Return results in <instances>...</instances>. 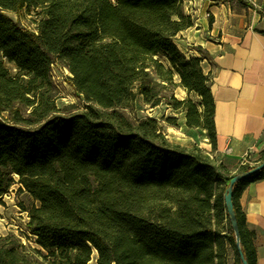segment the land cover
I'll return each instance as SVG.
<instances>
[{"label": "trees", "instance_id": "obj_1", "mask_svg": "<svg viewBox=\"0 0 264 264\" xmlns=\"http://www.w3.org/2000/svg\"><path fill=\"white\" fill-rule=\"evenodd\" d=\"M31 8L41 10L36 32L6 14ZM192 26L183 0H0V199L18 176L35 202L24 211L36 246L26 253L13 235L0 238V264H88L93 251L96 264H257L239 198L264 169L233 187L240 252L224 194L232 177L264 162V150L233 170L213 158L206 52L186 57L175 44ZM56 62L85 101L77 113L56 106ZM176 87L198 102L175 98ZM138 96L183 113L211 151L169 142L156 119L132 122L123 111Z\"/></svg>", "mask_w": 264, "mask_h": 264}, {"label": "crops", "instance_id": "obj_2", "mask_svg": "<svg viewBox=\"0 0 264 264\" xmlns=\"http://www.w3.org/2000/svg\"><path fill=\"white\" fill-rule=\"evenodd\" d=\"M243 1L252 8L238 0H184L183 11L193 26L181 32L187 41L177 44L187 57H201L193 47L206 52L201 68L210 76L215 105L213 158L230 170L257 161L264 150V0ZM178 126L200 131L203 148L211 151L205 131L188 129L183 113ZM239 204L256 234L257 264H264V180L249 184Z\"/></svg>", "mask_w": 264, "mask_h": 264}, {"label": "rangeland", "instance_id": "obj_3", "mask_svg": "<svg viewBox=\"0 0 264 264\" xmlns=\"http://www.w3.org/2000/svg\"><path fill=\"white\" fill-rule=\"evenodd\" d=\"M6 14L21 27L31 32H36L37 24L42 19L41 10L35 8L22 9L18 12H7ZM180 40H184L181 32L176 35L175 44L180 46L183 45ZM184 41H187V39ZM192 49L195 50L194 47ZM160 60L165 68H169V64L164 57H160ZM5 65L12 74L16 73L13 65L8 64L7 62H5ZM50 77L54 85V99L59 111L63 114H69L77 113L84 109L85 101L71 86L69 82L71 74L62 63L56 62L52 64ZM174 82L177 84L180 82L179 77L176 74L174 75ZM173 91L175 98L179 100L190 98L193 102L197 103L196 96L194 94H191L192 96H190V94L181 87H176ZM182 91L186 93V97H184V92ZM123 113L134 123L145 118L156 119L169 142L172 141L171 143L175 144L181 143L179 145L188 148L197 145L205 150L203 148L204 146H202L204 142L201 139V132L198 130L185 131L184 129H180L178 122L181 119V113H175L172 108L166 104H161L156 108H150L149 105H146L143 102V98L138 96L136 97L133 106L130 109L124 110ZM168 119H176V127H172L171 124L167 122ZM174 141H179V143ZM192 142L198 144L192 145ZM12 178L14 179L13 184L10 186L7 193L0 199V238L13 235L19 239L20 244L27 250L25 252L30 253V250L36 248V246L33 242V238L28 235L26 229L28 217L27 212H25L24 209H29L35 204V202L31 196L21 188L18 176L12 175ZM34 259L36 264L43 263L39 258Z\"/></svg>", "mask_w": 264, "mask_h": 264}, {"label": "water", "instance_id": "obj_4", "mask_svg": "<svg viewBox=\"0 0 264 264\" xmlns=\"http://www.w3.org/2000/svg\"><path fill=\"white\" fill-rule=\"evenodd\" d=\"M72 77V76H71ZM264 169V162L256 165L254 168H252L249 171L236 174L234 177L231 178L228 187L226 188L225 194H224V206L226 210V215L229 219L231 228L234 232L235 235V241H236V246L238 248V251L240 252V247H239V236H238V231H237V223L235 220V215L233 211V203H232V194H233V187L235 186L236 183L240 181H244L251 176L257 174L259 171ZM242 264H246V262L243 260L242 256Z\"/></svg>", "mask_w": 264, "mask_h": 264}, {"label": "bare ground", "instance_id": "obj_5", "mask_svg": "<svg viewBox=\"0 0 264 264\" xmlns=\"http://www.w3.org/2000/svg\"><path fill=\"white\" fill-rule=\"evenodd\" d=\"M96 258H97L96 252L93 251L91 261H89L88 264H96Z\"/></svg>", "mask_w": 264, "mask_h": 264}, {"label": "built area", "instance_id": "obj_6", "mask_svg": "<svg viewBox=\"0 0 264 264\" xmlns=\"http://www.w3.org/2000/svg\"><path fill=\"white\" fill-rule=\"evenodd\" d=\"M52 66V65H51Z\"/></svg>", "mask_w": 264, "mask_h": 264}]
</instances>
